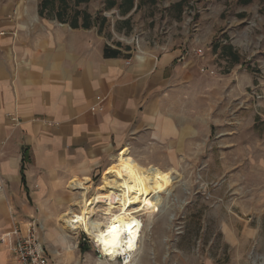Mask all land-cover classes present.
I'll use <instances>...</instances> for the list:
<instances>
[{"label": "crops", "instance_id": "1", "mask_svg": "<svg viewBox=\"0 0 264 264\" xmlns=\"http://www.w3.org/2000/svg\"><path fill=\"white\" fill-rule=\"evenodd\" d=\"M3 1L0 236L36 220L51 264H81L85 253L53 227L72 206L71 182L93 183L126 150L161 167L182 158L200 137L189 111L198 58L153 47L107 57L96 28L60 21L41 0ZM0 264H19L1 242Z\"/></svg>", "mask_w": 264, "mask_h": 264}, {"label": "rangeland", "instance_id": "2", "mask_svg": "<svg viewBox=\"0 0 264 264\" xmlns=\"http://www.w3.org/2000/svg\"><path fill=\"white\" fill-rule=\"evenodd\" d=\"M68 2L67 8H77L75 0ZM8 3L0 0V8ZM107 3L89 0L79 8L96 17L92 27L105 45L131 48L123 55L145 47L203 50L190 57L198 58L201 75L189 105L202 118L197 143L165 167L129 150L149 174L171 170L175 177L160 194L157 211L139 217L142 232L130 264H264V0H135L128 13L106 9ZM64 4L58 0L53 7ZM71 16L67 10L63 19ZM180 60L188 58L182 53ZM102 175L93 183L80 180L92 184L87 198L102 186ZM69 194L72 206L61 210L54 231L69 233L66 243L76 251L86 245L85 255L76 257L81 264H122L100 258L99 243L83 229L74 233L63 225L61 215L80 212L82 205L81 190L70 185ZM107 211L109 204L94 206L95 229L105 227Z\"/></svg>", "mask_w": 264, "mask_h": 264}, {"label": "bare ground", "instance_id": "3", "mask_svg": "<svg viewBox=\"0 0 264 264\" xmlns=\"http://www.w3.org/2000/svg\"><path fill=\"white\" fill-rule=\"evenodd\" d=\"M174 178L171 170L156 169L149 174L130 157L116 158L103 172L101 191L98 190L91 198L86 197L90 184L73 179L71 186L81 190L82 205L80 212L69 210L61 215L63 225L74 233L83 229L111 259L117 255H127L131 259L136 254L142 232L143 224L139 217L157 211L160 194L172 186ZM114 189L119 190L121 196ZM99 203L109 204L106 212L109 217L104 228L95 229L91 218L94 206Z\"/></svg>", "mask_w": 264, "mask_h": 264}, {"label": "built area", "instance_id": "4", "mask_svg": "<svg viewBox=\"0 0 264 264\" xmlns=\"http://www.w3.org/2000/svg\"><path fill=\"white\" fill-rule=\"evenodd\" d=\"M201 57L203 50L201 48L183 51V59L192 56ZM205 72V69H202ZM17 120V118H16ZM40 225L36 220L28 223L25 230L21 224H13L6 232L0 236V242L6 244L11 252L12 258L19 264H51L50 256L46 250L45 244L39 235ZM88 235V234H87ZM90 236V235H88ZM86 238H83V241ZM99 257L110 260V256L103 254L101 249H98ZM133 259V257L131 258ZM127 255H117L111 261L120 260L122 264L131 260Z\"/></svg>", "mask_w": 264, "mask_h": 264}, {"label": "trees", "instance_id": "5", "mask_svg": "<svg viewBox=\"0 0 264 264\" xmlns=\"http://www.w3.org/2000/svg\"><path fill=\"white\" fill-rule=\"evenodd\" d=\"M58 0H41L40 3V8L41 9H54L53 4L56 3ZM63 2L66 3V5L64 4L63 7L59 8V9H55L57 10V18L60 21H66V19H63V16L65 15V13H67V10L69 11V13L72 14L71 16V20H67L70 22V25L72 27H83V28H90L93 26V19L96 18L95 16H92L88 11H83L80 10L78 8H73L72 10L67 8L68 5V0H62ZM245 2H249L250 0H244ZM82 2H89V0H75V6L78 7L80 5V3ZM135 5V0H108V3L106 4V9H113L115 7H118L120 9V13H123V8H124V13H128L130 12ZM82 21V22H81ZM128 50L130 51L131 48L130 47H123L121 44H118L116 46V48L110 46V45H106L104 48V52L105 55L107 57H118L122 54V50ZM217 48H215L216 50ZM235 61L239 62V58L238 56H235ZM81 250L84 251L86 250V246H80Z\"/></svg>", "mask_w": 264, "mask_h": 264}]
</instances>
